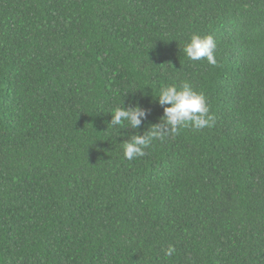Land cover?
<instances>
[{"label":"trees","instance_id":"trees-1","mask_svg":"<svg viewBox=\"0 0 264 264\" xmlns=\"http://www.w3.org/2000/svg\"><path fill=\"white\" fill-rule=\"evenodd\" d=\"M185 81L213 126L126 159ZM0 264H264V0H0Z\"/></svg>","mask_w":264,"mask_h":264},{"label":"clouds","instance_id":"clouds-1","mask_svg":"<svg viewBox=\"0 0 264 264\" xmlns=\"http://www.w3.org/2000/svg\"><path fill=\"white\" fill-rule=\"evenodd\" d=\"M217 45L211 35L200 36L193 34L189 43L184 46V53L191 60L207 59L209 64H215V49ZM158 103L164 107V115L160 122L151 125L143 134H133L124 140V157L132 160L145 155V149L150 147L153 141L163 140L168 135H176L185 126L191 125L196 130L211 127L214 124V116L206 96L196 91L189 82L180 85H168L162 87L156 97ZM149 110L135 104L130 107H117L111 112L109 124L123 128L128 125L132 129H138L142 120H146ZM174 248L169 246L166 255H171Z\"/></svg>","mask_w":264,"mask_h":264}]
</instances>
